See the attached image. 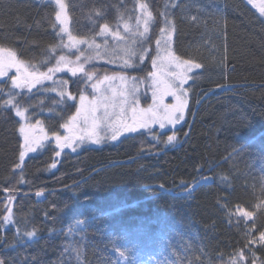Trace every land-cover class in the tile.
<instances>
[{
    "label": "trees",
    "instance_id": "obj_1",
    "mask_svg": "<svg viewBox=\"0 0 264 264\" xmlns=\"http://www.w3.org/2000/svg\"><path fill=\"white\" fill-rule=\"evenodd\" d=\"M64 1L75 37L111 46V35H96L100 27L126 23L143 31L138 4L146 3L154 22L147 37H131L130 51L149 50L143 61L129 58V71L115 65L114 51L80 49L79 61L31 92L0 79V261L264 264V16L247 0ZM56 11L48 0H0V46L38 73L50 74L61 55L79 56L64 46ZM165 13L175 25V54L202 65L186 85L184 122L60 151L54 134L63 135L75 114L68 105L78 106L67 93L92 96L91 85L105 76L146 77ZM81 64L95 73L91 80L73 75ZM15 93L28 109L24 121L3 107ZM26 122L53 138L21 162L18 129ZM240 212H252V220Z\"/></svg>",
    "mask_w": 264,
    "mask_h": 264
},
{
    "label": "snow or ice",
    "instance_id": "obj_2",
    "mask_svg": "<svg viewBox=\"0 0 264 264\" xmlns=\"http://www.w3.org/2000/svg\"><path fill=\"white\" fill-rule=\"evenodd\" d=\"M58 11H56L55 14V20L62 25V27L59 29L60 33H67L68 34V43L64 46L67 48H77L79 51L78 46L86 44L88 48H101L105 45H107V40L104 41V45L97 44L95 37L90 38H80V37H74L71 35V33L68 31V14H67V5L65 4L64 0H54ZM253 0H249V3H252ZM175 5H173L174 7ZM138 7L141 11L143 19L140 20L138 18V24H143V31L139 32V35L142 37H147V34L149 32V25L154 22V17L152 12L149 10L148 5L146 3H139ZM259 11L262 15H264V4L259 5ZM97 15H101L100 11L97 10ZM164 15V22L165 27L161 28L160 31V38L155 40V47H156V58H153L151 60V65L153 68L158 67V60L160 59V51H161V41H165V50L168 51L169 57V67H174L175 69H178L179 71H171L168 72L167 75L170 77L168 81L165 82L164 87L161 89L159 87V82L157 80V73L151 72L148 73V77L150 78L149 88L151 89V96H152V104L149 105L147 109L142 110L146 113H151L153 119L150 121H146L143 123H140L138 125L139 128H148L150 129V124L159 123L160 129H164L166 126V123L168 125H171L173 129L175 128V125L183 120L184 118V109L186 107V100H182V94H183V85L187 83L188 79H191L187 75V73L191 72L193 68L199 69L202 67L201 64H193L191 61H180L178 57H175L174 54L171 53L170 50V44L172 40V34L175 32V25L167 18V14ZM193 20L196 18L193 17ZM125 30H130L129 26L125 24ZM98 36L104 37L111 35L113 38L124 40L125 37L120 34L119 31H113L110 29L108 23H104L99 31L97 32ZM148 48L145 47L141 50L139 54H137L135 51H130L131 57L138 56V59L140 61H143V59L147 56ZM53 51H55V48H53ZM0 54H5L4 57H0V77H8V81L10 82L11 88L13 89H19L24 90L27 89L28 92H31L32 88L36 87L37 84H41L43 80L45 79H51V75L48 73H38V70H33L29 66H27L26 62L22 59H18L16 52L10 48H5L3 46H0ZM98 55V54H97ZM84 56V52L80 51V55L76 57V60L79 61L81 57ZM93 59L92 56H88L85 58V63L91 62ZM72 61L64 56L61 55L59 57V60L56 63V66L54 68H50L48 70L49 73H54L57 71H62L64 68L68 67V64ZM124 66L126 68L133 67V63L131 60L124 61ZM15 68V73L13 75H9V72L11 69ZM79 71L81 73H84V75L87 77V79L91 80L92 77L95 75L94 72H85V69L83 67V64L80 65L79 68L72 69L73 75L76 74V72ZM117 76L114 75L112 77L105 76L102 80L97 79L91 87L95 90L96 93L99 95H94L92 100L88 101V106L85 105V101L88 100V97L84 93H80L78 98L77 96H73L71 93H67L66 99L68 101H77L78 99V106L77 104H69L68 107H74L76 108L75 114L70 115L68 117V121L64 123L63 127L67 128L68 131L71 133L72 129L76 125V122L79 120V122L85 126L89 124V121L91 120L93 127L96 126L97 122L101 120L104 117L108 116L107 109L109 107V103L112 102V106L115 107L114 98L117 95L116 89H111V96L105 95L104 91L101 90V85L104 84L105 81H108L110 79H116ZM119 79L122 81L124 80V77L120 76ZM3 89L0 88V91ZM55 91V89H52ZM138 91V89H137ZM146 94V93H145ZM19 93L10 94L9 98L4 101L3 107H12L15 110V115L24 118L25 113L28 111L26 107H21L19 101L17 100V96ZM60 95L62 97H65V93L61 92ZM120 95L123 97L124 93H120ZM173 97V99L176 101L174 104H166L165 99L166 97ZM139 96L133 95L132 100L129 101L124 98L120 102V112L123 113L125 111V105H129L131 107V111L135 114L137 111L136 105L139 104ZM101 108L104 109L103 112H101ZM163 111L164 117L159 118L157 117V112ZM97 113H100V116H97ZM166 122V123H165ZM29 126L25 124H21L18 131L24 138V145H22V148L25 150H22L20 152V160L21 162L24 159V156L26 154V151H36V148L31 146V142L28 135ZM126 131L129 132H135L137 131V126H126ZM57 137V140H59V135L54 134ZM91 139V135L89 136ZM69 138L66 137L65 140H68ZM77 139H80L81 141L84 140L83 136L77 137ZM111 139H116V133L114 132ZM176 137L175 134L168 136V142L171 143L175 141ZM96 143H99V140L97 139L95 141ZM70 146V145H69ZM239 211V210H237ZM241 216L246 217L248 220H252L253 213L252 212H240ZM6 221L11 220V214L9 216L4 217ZM259 240L261 242H264V231L260 232ZM0 264H3L2 261H0ZM235 264V262H233Z\"/></svg>",
    "mask_w": 264,
    "mask_h": 264
},
{
    "label": "rangeland",
    "instance_id": "obj_3",
    "mask_svg": "<svg viewBox=\"0 0 264 264\" xmlns=\"http://www.w3.org/2000/svg\"><path fill=\"white\" fill-rule=\"evenodd\" d=\"M48 1L52 2L56 6L54 0H48ZM247 1L249 2V0H247ZM250 4H252L255 8H257L259 10V5L264 4V0H253V2ZM56 8H57V6H56ZM57 11H58V8H57ZM67 14H68V31L71 33L72 36H74L72 33V29H71V21H70V15H69L68 7H67ZM139 17H140V20L143 19L142 14H140ZM125 24L126 23H123L120 27L118 26L116 28H110L113 31H119L120 34L125 37L124 40L114 38L115 39V41L113 43L114 46L107 44L106 46H103L101 48H96V49H98L99 51H101V50H103V51L106 50L108 52L114 51L115 54L118 55L117 58L120 59V60H118L120 62H118L117 64L115 63V65L117 67L124 68V69H127L130 71V70L134 69L135 66L130 67V68H126L124 66V61L129 60V58L131 57L130 54L127 53V49H129V51H130V48H131L130 46L133 45V43L131 41L134 37L131 38L132 36L136 37V35H137L140 38L142 37L138 34L139 32H142V29H140V28L136 29V25H133L131 27L130 25L127 24L129 26L130 30H125ZM59 26H60V28L62 27V25H60V24H59ZM127 32H128V35L125 36V34ZM62 35L65 37V39L68 43V34L62 33ZM110 37H112V36H110ZM159 38H160V36H159ZM172 41H173V34H172L171 44L169 47H170L171 53L174 54L175 57H178L173 50V42ZM86 47L88 48V46L86 44L78 46L79 51H80V49H83ZM75 49H76V51H78L77 48H75ZM75 49L69 48V50H73V51ZM2 55L3 54H0V57L5 56V55L4 56H2ZM159 55H160V59L157 62L158 67L153 68L151 65V72L157 73V80L159 82V87L162 89L165 85V82L170 79V77L167 75V73L171 72V71H179V70L175 69L174 67L168 66L169 65V59L171 57H169L168 51L165 50V41L164 40L161 41V51H160ZM76 57L69 56L68 58L72 61L71 63L73 64L74 63L73 60L76 59ZM153 58H156V48L154 50ZM179 60L180 61H190V60H183L181 58H179ZM191 62L193 64H196L193 61H191ZM71 63H69V65H71ZM132 63H135V62H132ZM66 68H64L62 70V72H65ZM195 70H196V68H193V70L191 72L187 73V75L189 77H191V74ZM15 71H16L15 68H13V69H11L10 72L15 73ZM60 72L61 71H57L54 73H50L49 75H51V78H53L55 75H57ZM120 76L124 77L123 81L121 79H119ZM134 76L128 75L127 73L119 74L116 79H110L108 81H105L104 84L101 85V90L104 91L105 95H107V96H111V89L112 88L116 89L117 95L114 98V103L116 106L113 107L112 102H110L109 107L107 109L108 116L99 120L97 122L96 126H94V127L92 125L91 120L89 121V124L87 126L81 124L78 120L76 122L77 126L73 127L71 133L66 128L64 134L59 136V140H57L56 136H54V138L52 136H49L41 124H39V123L31 124V123L26 122L25 125L29 126L28 135H29V139L31 142V146L35 147L36 151H34V152L26 151L24 158H26V156H28L30 154H35L36 152H38L39 148L45 142L49 141L51 138H53L55 140V143L57 144L60 151H64V150H68V149L72 150V151H80L81 149H83L86 146L99 145L105 141H115V140L120 139V137H122L123 135L134 134V133L141 132L144 130H149L148 128H139L138 125L140 123L150 121L151 119H153L151 113H146V112L142 111L144 109H147L149 107V105L152 104L151 89L149 88L150 78L146 79V77H148V75L144 78H137L136 76L135 77ZM3 78H5V77H0V79H3ZM46 80H49V79H45L43 81H46ZM189 80L190 79H188V81ZM188 81H187V83H188ZM187 83H185L183 85V94H182V100H186V102H187L186 107L184 109V118L182 121L177 123L175 125V127L180 125L181 123H183L184 120L186 119V114H187L188 104H189V96H188V91L186 89ZM137 89H138V91H137ZM120 93H124V96L122 97L120 95ZM94 95H99V94L95 92L92 96L87 95L88 100L85 101L86 106H88V101L92 100ZM133 95H137L140 98L139 104L136 105V108H137L136 113L134 114L131 111V107L129 105H125V111L123 113H121L120 112L121 100L126 98L130 104V101L132 100ZM165 103L166 104H174V103H176V101L173 99V97L169 96V97H166ZM103 111H104V109L101 108V112H103ZM164 115L165 114L163 111L157 112V117H159V118H163ZM97 116H100V113H97ZM20 119L22 121H24L26 119V113H25V117L23 119L22 118H20ZM126 126H137V131H135V132L126 131L125 130ZM155 127H159V123L150 124V129H154ZM172 128L173 127L171 125H168L166 123V126L164 129H172ZM114 132L116 133V139L115 140L111 139ZM90 135L92 137L91 139L89 138ZM80 136L84 137L83 141H81L80 139H77V137H80ZM66 137H68L69 139L65 140ZM97 139L99 140V143L95 142Z\"/></svg>",
    "mask_w": 264,
    "mask_h": 264
}]
</instances>
